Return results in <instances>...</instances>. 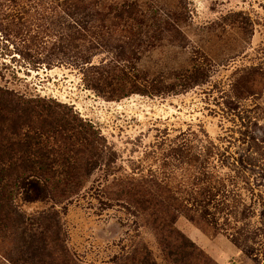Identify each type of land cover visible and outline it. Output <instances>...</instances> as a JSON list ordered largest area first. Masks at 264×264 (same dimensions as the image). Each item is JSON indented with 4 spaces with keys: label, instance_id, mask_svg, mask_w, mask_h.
I'll return each mask as SVG.
<instances>
[{
    "label": "rangeland",
    "instance_id": "obj_1",
    "mask_svg": "<svg viewBox=\"0 0 264 264\" xmlns=\"http://www.w3.org/2000/svg\"><path fill=\"white\" fill-rule=\"evenodd\" d=\"M45 1L47 9H19L26 18L17 25L35 37L32 59L16 50L23 42L4 39L0 31V47L10 50L0 48V97L8 101L0 112V140L43 141L45 155H29L34 170L52 167L58 175L49 182L50 195L34 202L18 196L15 204L26 218L45 216L60 227L55 256L67 255L68 264H264V0H135L176 18L181 33L126 64L153 93L116 99L89 85L90 65L78 57L110 64L117 51L91 50L90 34L81 36L85 45L78 49L53 50L60 27L74 20ZM105 37L116 44L119 35ZM196 66L208 74L199 85L154 91ZM40 96L53 98L61 105L53 103L56 109L92 125L95 134L85 141L63 132L31 102ZM8 108L27 114L7 119ZM23 148L18 144L15 151ZM44 163L48 168L40 167ZM195 183L203 184L212 205L189 195ZM60 194L68 196L54 198ZM144 197L160 206L173 204V197L181 207L198 200L218 232L201 229L177 206L175 226L186 239L160 231L154 215L136 204ZM16 243L0 234V252L16 257L22 249ZM0 264L14 263L0 254Z\"/></svg>",
    "mask_w": 264,
    "mask_h": 264
},
{
    "label": "trees",
    "instance_id": "obj_2",
    "mask_svg": "<svg viewBox=\"0 0 264 264\" xmlns=\"http://www.w3.org/2000/svg\"><path fill=\"white\" fill-rule=\"evenodd\" d=\"M50 2L56 4L55 6L62 10L65 18L68 17L74 20L73 25H69L67 28L60 27L61 30H58L57 33L61 34V40L59 43L52 45L53 50L63 53L62 49L69 46L78 49L85 45L81 42L83 41L82 37L90 34L89 48L91 50L111 46L117 51L115 62L110 64L96 65L92 64L90 57H78L80 63L90 65L87 70V81L92 88L102 92L109 91L110 99L126 97L133 93L147 95L153 93L152 88L148 86L149 83L140 86L142 83L138 78L139 76L127 71L126 64L138 60L143 51L157 46L169 34L181 33L176 18L170 20L168 14H166L167 17L160 11L144 8L135 0H50ZM46 4L45 0H0V31L3 32L4 39L7 37V39L19 40L21 45L22 42L24 43L21 49H16L21 52V57L24 59L29 60L34 57L28 50L35 37H32L28 27L22 28L17 25L21 24L20 20L26 18L25 13L20 10L30 6L27 11L30 14L32 8L37 9L41 6L47 9ZM82 17L85 21H82ZM107 34L111 36L119 35L116 44L110 43L111 39L105 37ZM0 48L10 52L6 44ZM49 48L43 49L47 51ZM207 76L208 74L204 68L196 66L178 82L167 83L166 80H163L159 86L154 85L153 87L157 94L175 93L179 89L187 91L192 85L202 83ZM31 102L39 108L44 116L63 132L69 133L70 136L78 135L87 141L89 135L95 134L92 125L82 120L76 122L74 116L56 109L55 106L61 105L53 98L40 96L32 98ZM53 103L56 105L54 106ZM6 104H8V101L0 97V112L6 110ZM26 114L27 111L23 109L19 114L17 110L10 108L6 111L7 119L16 116L23 117ZM47 124L44 126H50V124ZM18 144L24 147L19 150V154L15 151ZM40 146H43L40 136L26 137V139L19 142L10 139L0 140V234L3 236L8 235L12 239V243L17 241L16 244L19 248H22L19 249L20 251L16 257L12 256L10 254L12 253L11 250L8 249L6 252H0V254L14 264H28L32 259L37 264H68L67 255L63 254L59 258L53 252V244L60 240V227L58 229V225L49 222V219H46L45 216L40 215L36 221H33L30 217L26 218L15 204L18 196H23L25 201L34 202L46 200L50 195L49 182L52 176L55 175L54 168L49 169L47 163H44L47 167L42 165L40 167L48 168V170H34L33 161L29 155L32 153L38 154L37 156L45 155V152L40 151ZM42 157L44 158V156ZM57 176L55 175V177ZM58 187L63 190L62 193L67 190L65 186ZM202 187V183L189 186L191 190L189 195L197 197L201 203L212 205L214 199L209 194L203 193L201 191ZM135 191L136 187H132L130 193L135 195ZM67 196V194H60L55 195L54 198L63 200ZM172 201L173 204L170 206H167V204L166 206H160V201L153 203L152 199L144 197L137 199L136 204L154 215L152 223L156 229L168 232L169 235L176 234L180 238L186 239L176 229L175 224L179 216L172 210L174 206H177L179 212L183 213L193 223H196L201 229H214L218 232L217 228L200 213L201 208L197 204L198 200H196V203L190 202V205H183V207L178 206L181 204L180 198L173 197ZM57 229L59 232L56 231ZM20 254H24V256Z\"/></svg>",
    "mask_w": 264,
    "mask_h": 264
}]
</instances>
